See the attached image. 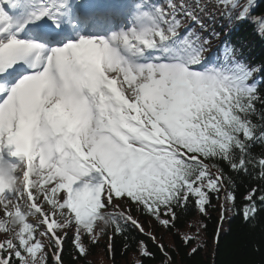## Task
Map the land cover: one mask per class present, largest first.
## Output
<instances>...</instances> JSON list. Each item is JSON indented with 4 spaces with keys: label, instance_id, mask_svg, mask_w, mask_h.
Instances as JSON below:
<instances>
[{
    "label": "snow or ice",
    "instance_id": "snow-or-ice-1",
    "mask_svg": "<svg viewBox=\"0 0 264 264\" xmlns=\"http://www.w3.org/2000/svg\"><path fill=\"white\" fill-rule=\"evenodd\" d=\"M261 3L0 0V264H49L50 252L63 264L69 231L84 257L85 238L123 233L121 221L143 232L133 209L174 228L190 201L207 215L227 181L224 220L234 181L206 161L264 180L252 151L264 145V65L231 43L209 56L204 14L264 36ZM243 199L251 222L264 189ZM138 251L153 255L144 241Z\"/></svg>",
    "mask_w": 264,
    "mask_h": 264
},
{
    "label": "trees",
    "instance_id": "trees-1",
    "mask_svg": "<svg viewBox=\"0 0 264 264\" xmlns=\"http://www.w3.org/2000/svg\"><path fill=\"white\" fill-rule=\"evenodd\" d=\"M260 10L264 12V3H261ZM205 22L207 28L203 35L211 40L212 45L207 53L209 56L216 53L224 43H231L242 51L248 62L264 65V36L258 34L253 25L230 22L219 13H216L214 22L206 17ZM211 31L219 33V37L209 35ZM252 151L255 154L264 152V145L256 144ZM206 162L218 163L225 175L232 177L234 181L233 188L237 196L235 208L226 214L224 220L220 216L223 197L228 190L227 181L219 199L216 194L211 195L207 215L201 214L190 201L182 210H177L175 227L165 228L150 215L133 209L132 215L143 225V232L130 222L121 221L125 229L123 233H115L109 227L108 234L100 237L96 244L85 238L88 253L84 257L78 256L72 247V232L69 231L62 253L63 264H133L137 259L143 260V264H264V206H260L261 210L251 222L245 221L242 215V206L245 203L243 197L253 187L264 189V180L255 172L247 175L234 172L225 161ZM211 170L216 171L215 168ZM128 207L129 205L121 204V208ZM109 235L112 237L111 241ZM185 235L196 238L185 243ZM4 238V234H0V239ZM139 241L147 244L152 256L143 257L139 254ZM109 243L112 245L111 255L107 248ZM157 245H163L164 251ZM193 249L196 251L193 252ZM49 264H54L51 252Z\"/></svg>",
    "mask_w": 264,
    "mask_h": 264
},
{
    "label": "rangeland",
    "instance_id": "rangeland-1",
    "mask_svg": "<svg viewBox=\"0 0 264 264\" xmlns=\"http://www.w3.org/2000/svg\"><path fill=\"white\" fill-rule=\"evenodd\" d=\"M30 219H32V218H30Z\"/></svg>",
    "mask_w": 264,
    "mask_h": 264
}]
</instances>
